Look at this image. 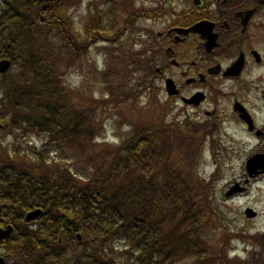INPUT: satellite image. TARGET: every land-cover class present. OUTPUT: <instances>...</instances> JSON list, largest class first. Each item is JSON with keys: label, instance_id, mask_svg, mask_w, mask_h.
Segmentation results:
<instances>
[{"label": "trees", "instance_id": "16d2710c", "mask_svg": "<svg viewBox=\"0 0 264 264\" xmlns=\"http://www.w3.org/2000/svg\"><path fill=\"white\" fill-rule=\"evenodd\" d=\"M159 1L149 17L168 12ZM81 2L59 0L44 22L31 0L0 8V47L18 65L0 85V191L20 220L42 210L15 244L21 263L178 264L209 253L195 264H227L203 238L210 200L192 171L196 138L171 124H133L120 144L97 142L105 106H142L151 96L157 51L148 40L138 51L122 43L144 5L96 0L79 30L71 8ZM100 43L115 65L97 97L65 78Z\"/></svg>", "mask_w": 264, "mask_h": 264}, {"label": "flooded vegetation", "instance_id": "af4514ba", "mask_svg": "<svg viewBox=\"0 0 264 264\" xmlns=\"http://www.w3.org/2000/svg\"><path fill=\"white\" fill-rule=\"evenodd\" d=\"M31 3L38 16L37 0ZM171 3L164 30L152 40L153 90L166 94L167 106L194 112L174 118L188 128L202 127L209 139L223 135L254 144L245 163L248 189L264 179L261 169H248L251 159L264 156V0H179L176 9ZM6 56L0 50V61ZM12 206L0 191V228H14L13 237L0 239V258L22 264L11 245L26 224Z\"/></svg>", "mask_w": 264, "mask_h": 264}, {"label": "rangeland", "instance_id": "374dc122", "mask_svg": "<svg viewBox=\"0 0 264 264\" xmlns=\"http://www.w3.org/2000/svg\"><path fill=\"white\" fill-rule=\"evenodd\" d=\"M95 1L82 0L79 8L76 10L71 8V14L74 12L73 20L79 30L83 29L84 22L89 15L88 9ZM128 1L144 5V13L147 15L151 11L152 4L157 5V0ZM170 1H172L173 8L176 9L179 6V0ZM161 2L168 3V0H160L158 4ZM1 3H4V0H0V8ZM121 7L118 5V10ZM147 15L141 16L134 24L132 28L136 30L126 31L122 41L125 47L138 51L143 42L148 40V34L164 30V21L167 20L165 15L152 19H149ZM104 45L109 44L100 43L90 49L83 60V68L74 66L69 71V75L65 78L68 86L75 89L81 88L97 97L102 95L106 86L103 73L115 65L111 60L106 61L110 55L106 53ZM17 69L18 65L4 79L0 78V85L5 80L12 81L17 75ZM125 80V74H123L120 82L123 84ZM159 93V103H152L147 93L140 99L142 106L139 103L136 106L129 104H121L117 107L105 106L109 109H104L99 114L102 126L97 142L118 145L128 135L133 124H152L164 130L167 124H174L181 132L187 134L188 127L174 118L194 112L181 105L167 106L166 94ZM105 98L110 97L105 96ZM198 129L200 130L197 132L198 148L193 156L192 171L198 178L199 187L206 191L210 200L209 225L204 230L203 238L215 247V257L227 260V264H264V179L253 183L248 189L246 188V191L237 192L231 196L226 195L235 183L244 186L246 158L254 144L251 146L252 142L234 141L223 135L209 139L202 127ZM10 141L11 138L8 137L4 143L7 145ZM31 141L39 145V140L36 138L31 137ZM183 171L187 172L186 169ZM249 207L258 212L255 218L246 217L245 210ZM120 248L121 246L116 248L117 251H121ZM200 259L204 261L212 258L209 253H206L201 257H188L178 264H195ZM208 264H213V261L211 260Z\"/></svg>", "mask_w": 264, "mask_h": 264}, {"label": "water", "instance_id": "95a60500", "mask_svg": "<svg viewBox=\"0 0 264 264\" xmlns=\"http://www.w3.org/2000/svg\"><path fill=\"white\" fill-rule=\"evenodd\" d=\"M44 1H52V0H44ZM46 7L47 6L45 5L43 8L46 9ZM10 66H11V62L9 60L0 61V72H6L10 68ZM258 158L259 157H255L248 163V166L250 169L257 170L258 168H261V167L264 168V161H263L264 158L263 159H258ZM243 190H244L243 188H239L238 186H235L227 193V195L230 196L234 192L243 191ZM40 213L41 211H38V210L29 213L27 215V220L28 221L35 220ZM246 215L247 217L252 218L256 216V212L253 209H247ZM11 232H12V227H9L7 230H3L0 228V239L9 237ZM78 237L81 239L80 235H78ZM0 264H3V260L1 258H0Z\"/></svg>", "mask_w": 264, "mask_h": 264}]
</instances>
